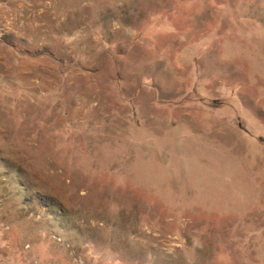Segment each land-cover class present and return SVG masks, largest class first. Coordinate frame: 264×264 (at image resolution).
I'll return each mask as SVG.
<instances>
[{"label": "rangeland", "instance_id": "obj_1", "mask_svg": "<svg viewBox=\"0 0 264 264\" xmlns=\"http://www.w3.org/2000/svg\"><path fill=\"white\" fill-rule=\"evenodd\" d=\"M0 264H264V0H0Z\"/></svg>", "mask_w": 264, "mask_h": 264}]
</instances>
